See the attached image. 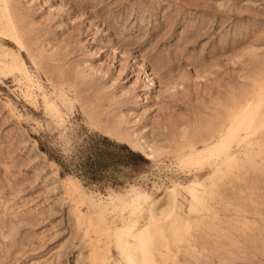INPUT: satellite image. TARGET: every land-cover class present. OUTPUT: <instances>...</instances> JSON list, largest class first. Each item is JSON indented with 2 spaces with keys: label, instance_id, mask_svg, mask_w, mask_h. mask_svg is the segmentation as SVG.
<instances>
[{
  "label": "rangeland",
  "instance_id": "374dc122",
  "mask_svg": "<svg viewBox=\"0 0 264 264\" xmlns=\"http://www.w3.org/2000/svg\"><path fill=\"white\" fill-rule=\"evenodd\" d=\"M0 264H264V0H0Z\"/></svg>",
  "mask_w": 264,
  "mask_h": 264
},
{
  "label": "trees",
  "instance_id": "16d2710c",
  "mask_svg": "<svg viewBox=\"0 0 264 264\" xmlns=\"http://www.w3.org/2000/svg\"><path fill=\"white\" fill-rule=\"evenodd\" d=\"M132 152V151H131Z\"/></svg>",
  "mask_w": 264,
  "mask_h": 264
}]
</instances>
